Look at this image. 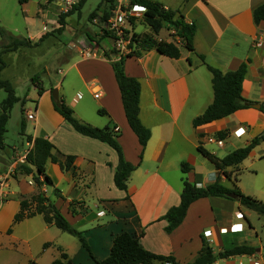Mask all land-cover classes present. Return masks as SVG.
<instances>
[{
	"label": "crops",
	"instance_id": "0c3cea01",
	"mask_svg": "<svg viewBox=\"0 0 264 264\" xmlns=\"http://www.w3.org/2000/svg\"><path fill=\"white\" fill-rule=\"evenodd\" d=\"M150 1L176 11L186 23L196 26V34L194 51L179 45V59L163 56L155 49L125 59L126 75L141 83L139 117L151 131L142 160V147L126 119L112 67L114 60L105 52L87 59L78 49L80 40L100 42L105 47L101 31L98 35L92 31L84 32L74 44L77 57L71 54V58H63L65 62L73 60L69 69L75 70L78 79L79 89L67 102L77 118L98 128L111 125L115 132H121L118 142L124 159L137 167L128 181V190L118 189L114 182L119 162L117 152L106 143L76 132L56 111L52 90L45 89L37 97L30 136L49 140L55 147L53 154L63 162L67 156H74L76 176L73 168L63 170L49 161L46 174L52 185H45L43 191L70 224L84 233L98 261L110 255L118 235L129 233L142 235L140 242L150 253L172 256L178 264L193 263L203 241L215 254L236 246L256 249L254 255L220 259L214 264H264V236L261 237L254 226L252 210H244L238 201L224 197L200 199L190 206L186 218L172 233L166 232L168 223L163 220L171 208L180 205L185 181L199 187L220 181L224 186L232 187L234 178H238L242 164L237 168L239 173L232 168L227 170L229 174L234 172L230 180L202 156L198 150L200 145L222 159L264 135V111L261 110L264 105V47L255 45L258 39L264 38V22L256 24L254 21V10L264 4V0ZM32 3L30 0L29 5ZM110 9L97 13L92 20L101 18ZM48 31L36 39H29L35 43ZM244 63L247 73L243 96L260 105V109L253 105L227 119L195 127L193 121L214 101L213 76L206 64L227 73L238 70ZM57 87L61 89L59 84ZM97 92L101 93L98 99L95 98ZM86 93L94 103L90 107L92 112H85L87 106L81 107ZM94 110L97 113L103 110L107 115L95 118ZM30 112L33 111L25 114ZM26 121L30 119L26 117ZM26 128L27 125L24 134ZM223 133L225 140H221L225 146L219 150L226 152L220 157L215 149L207 147L211 144L206 140L211 135L219 138ZM27 137L20 147H6L0 152V178L13 177L16 168L23 164L25 152L34 146ZM186 163L190 171L183 173L182 166ZM31 180L32 177L25 176L8 180V199L0 205V264H52L61 259L63 253L71 264H96L77 238H68L66 233L48 225L41 215L14 225V218L20 211L21 195ZM261 196H264V190L258 198H264ZM46 244L51 245L45 247Z\"/></svg>",
	"mask_w": 264,
	"mask_h": 264
},
{
	"label": "trees",
	"instance_id": "16d2710c",
	"mask_svg": "<svg viewBox=\"0 0 264 264\" xmlns=\"http://www.w3.org/2000/svg\"><path fill=\"white\" fill-rule=\"evenodd\" d=\"M105 1L107 3L110 2V0ZM18 2L24 10L28 9L30 0H18ZM137 2L147 7L144 24L148 25L152 32L135 35L134 43L136 44V51L133 54L128 55L126 58L139 57L144 52L155 49L163 56L171 59H179L181 57V49L179 45L162 40L160 41L155 38L159 36L165 25L175 28L182 47L188 51H194V37L196 34V26L194 24L186 23L182 16L177 15L178 13L176 11L166 9L161 3L150 0H137ZM85 3L86 0H83L79 6L75 7L69 13L60 15L58 20L60 27L57 30L59 31V34H62L65 30V27L67 26V18L80 11ZM96 16L97 14L94 13L91 18ZM108 16L109 12L107 11L101 16V19L105 20ZM254 21L256 24L264 22V4L258 6L254 10ZM0 35L3 40L0 52V88L4 89L7 93V97L2 103V112L0 115V152H2L6 148L4 140L7 132V125L11 118L12 110L14 106L20 102V98L17 97L12 84L9 81L1 79V72L5 69V64L3 63L1 56L10 52H15L20 48L37 46L50 35L44 34L37 42L33 43L30 39H20L13 36L1 26ZM105 38L106 36H102L101 40H104ZM106 56L109 57L108 55ZM126 58H122L120 61H113L112 67L122 95V102L128 125L138 137L139 143L142 147L140 155V160H142L144 150L151 138V131L146 128L140 120L141 83L138 79L126 75L124 69ZM202 60L204 61V57H202ZM206 65L213 76L212 84L214 101L203 115L197 117L193 121L195 127L227 119L237 111L255 105L254 102L247 100L243 96V82L247 73L246 63L242 64L238 70L227 73H223L221 70L208 64ZM33 83L35 84L36 80H33ZM38 88L41 94L44 90L40 86H38ZM55 109L76 132L83 136L106 143L117 152L119 162L114 182L118 189L127 191L128 181L137 167L124 159L122 148L118 142L121 132H115L110 127H94L80 121L76 118L74 110L66 104L63 98H60L59 102H55ZM261 110L264 111V105H262ZM99 113L107 115L103 110H100ZM25 126L26 119L23 116L21 121L22 135H24ZM219 138L224 139L225 134H220ZM260 139L264 140V135L253 140L246 147L237 149L222 159L210 153L201 145L198 150L218 171L231 180L233 179L234 172L229 174L227 173V170L232 168L239 173L237 168L251 155ZM27 141L30 143L33 142L34 146L27 156L26 163L19 165L16 168L15 178L18 179L20 176L32 177V180L35 183V191L28 196L21 195L20 211L14 218V225L21 223L25 219L41 215L48 225L54 226L62 232L77 238L82 247L89 253L90 257L94 259L96 264H178L172 256H160L150 253L144 249L140 242L142 235L136 236L129 233H122L114 239L110 255L105 260H96L84 233L75 229L68 222L56 205L46 197V194L43 191L45 185H52L51 179L46 174V164L50 161L60 165L63 170H70L73 168V174L75 177V157L67 156L66 160L63 162L53 154L55 147L49 140L45 138L33 139L31 136H28ZM182 171L183 173H188L190 171V167L187 163L182 166ZM238 181V178L235 177L232 187H226L220 181L206 187H199L196 184L185 181L180 205L171 208L163 217V220H166L168 223L166 232L172 233L182 224L186 218L188 209L194 202L208 197H224L238 201L245 208L256 212L260 217H264V202L244 194L237 185ZM73 213L75 214V212ZM50 245L51 244H46L45 247H49ZM255 253L256 249L252 247L236 246L232 249L224 250L215 254L212 247L206 241H203V247L198 257L191 264H214L220 259L254 255ZM30 264L37 263L31 262ZM52 264H71V262L68 260V256L63 253L61 254V259L54 261Z\"/></svg>",
	"mask_w": 264,
	"mask_h": 264
},
{
	"label": "rangeland",
	"instance_id": "374dc122",
	"mask_svg": "<svg viewBox=\"0 0 264 264\" xmlns=\"http://www.w3.org/2000/svg\"><path fill=\"white\" fill-rule=\"evenodd\" d=\"M31 1L33 3L29 5L28 9L24 10L18 0H0V26L10 34L20 39H29V37L36 39L39 34L46 32L48 29L47 34L50 35L37 46L25 47L19 52L1 56L5 64V69L1 72V79L9 81L14 87L17 97L20 98V102L12 110L11 118L7 125L4 140L7 149L20 147L23 139L27 137L26 135L30 136L33 131V121H26V133L22 135L21 121L23 116L26 119L27 115L25 112L29 110L36 114L37 97L42 94H40L38 86L42 87L43 90L48 89L53 91L59 89L57 87L59 84L61 86L59 90L60 98H63L66 104L75 95L79 86L75 70L69 69L73 60L70 59L69 62H65L63 58L69 59L71 58V54L77 57L74 44L77 43L78 37L84 32L92 31L97 35L100 33L101 28L95 25L91 16L94 13L97 14L109 10L111 7L110 2L107 3L105 0H87L80 11L67 18L68 26L65 28L66 31L64 34L59 35V31H57L59 24L56 25V23L60 15L67 13H63L62 9L58 7V0ZM171 29V26L165 25L159 36L155 38L157 40H176V35L171 33ZM134 30L137 33H142L147 31L148 28L142 22L137 23ZM2 41L0 35V52ZM103 44L105 46V54L114 61H119L116 51H111V41L104 39ZM33 80H36L35 84ZM85 95L81 107L87 106L85 112H92L90 107L91 104H94L93 100L87 93ZM6 97L7 93L4 89L0 88V115L2 112V103ZM99 111L97 113L94 110L95 118L100 119L106 116L100 114ZM82 122L94 126L84 120ZM108 127L113 128L111 125ZM207 147L211 150L215 149L220 157L226 152V150L221 151L217 149L215 144ZM13 177L15 178V174H13ZM13 177H10L11 180L9 179V181H12L14 179ZM238 180L239 188L241 190L243 189L244 194L264 202V198H258L260 197V192L264 190V140L259 141L253 150V154L242 163ZM244 210L247 209L244 208ZM250 212L253 215L252 221L254 226L259 235L263 237L264 217H260L253 211ZM64 217L67 219L65 215ZM65 235L68 238L71 236L67 233Z\"/></svg>",
	"mask_w": 264,
	"mask_h": 264
},
{
	"label": "built area",
	"instance_id": "2783aa9c",
	"mask_svg": "<svg viewBox=\"0 0 264 264\" xmlns=\"http://www.w3.org/2000/svg\"><path fill=\"white\" fill-rule=\"evenodd\" d=\"M82 1L83 0H58L57 3L63 13H69L75 7L79 6ZM110 4L111 9L107 19L95 18L92 21L100 26L102 36H106L105 39L111 41V51H116L120 61L122 58H126L136 51V44L134 43L135 35L143 33H137L134 27L137 23L145 22L147 7L138 3L137 0H110ZM146 26L150 32H152L151 28L148 25ZM171 33L176 35V40L162 41L180 45V38L177 36L175 28L172 27ZM255 45L258 48L264 47V38L258 39ZM78 49L80 54L87 59L95 58L101 52H104V47L99 42L91 40H80L78 42ZM256 74L258 75L257 69ZM99 97H101V93H95V98L98 99ZM27 117L30 120H34L35 113L30 112ZM209 134L211 133H208V135ZM206 142L215 144L218 149H222L225 146L224 141L217 138L216 135L208 136ZM29 152L30 151L25 152L22 159L23 164L26 163ZM9 178L10 176L0 178V205L8 199L9 193L7 192V188ZM28 186L29 187L24 190L23 195L25 196L31 195L35 191V183L33 180L28 183ZM206 235H209V233H206ZM253 264L259 263L253 262Z\"/></svg>",
	"mask_w": 264,
	"mask_h": 264
},
{
	"label": "water",
	"instance_id": "95a60500",
	"mask_svg": "<svg viewBox=\"0 0 264 264\" xmlns=\"http://www.w3.org/2000/svg\"><path fill=\"white\" fill-rule=\"evenodd\" d=\"M52 97L54 99L55 102H59L60 101V94H59V90L55 89L52 91ZM254 107L260 109V105H254Z\"/></svg>",
	"mask_w": 264,
	"mask_h": 264
}]
</instances>
